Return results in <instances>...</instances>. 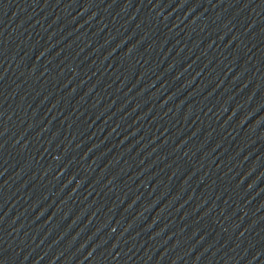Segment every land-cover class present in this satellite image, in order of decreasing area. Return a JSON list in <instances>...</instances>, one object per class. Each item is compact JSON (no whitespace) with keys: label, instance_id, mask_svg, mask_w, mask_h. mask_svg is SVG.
Segmentation results:
<instances>
[{"label":"water","instance_id":"1","mask_svg":"<svg viewBox=\"0 0 264 264\" xmlns=\"http://www.w3.org/2000/svg\"><path fill=\"white\" fill-rule=\"evenodd\" d=\"M264 148V0H92Z\"/></svg>","mask_w":264,"mask_h":264}]
</instances>
